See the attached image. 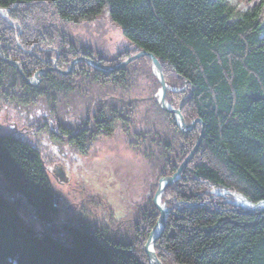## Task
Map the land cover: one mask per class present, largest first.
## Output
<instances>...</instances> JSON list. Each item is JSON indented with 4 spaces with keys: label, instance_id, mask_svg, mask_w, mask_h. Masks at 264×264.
Listing matches in <instances>:
<instances>
[{
    "label": "trees",
    "instance_id": "trees-1",
    "mask_svg": "<svg viewBox=\"0 0 264 264\" xmlns=\"http://www.w3.org/2000/svg\"><path fill=\"white\" fill-rule=\"evenodd\" d=\"M0 7L15 23L0 15V53L26 77L54 59L61 69L79 55L114 64L144 49L161 63L167 102L186 123L202 122L182 131L159 106L146 55L111 72L84 61L67 74L48 69L35 85L0 57V105L23 118L41 113L34 124L50 137L47 156L64 157L66 147L86 157L100 141L122 138L140 160L131 176L147 189L114 232L78 216L56 220L42 150L0 132V264H149L154 184L177 169L201 128L197 150L161 192L169 212L153 249L162 264H264V207L244 209L207 192L224 187L264 199V0L243 10L228 0H0ZM104 11L128 41L113 52L69 30Z\"/></svg>",
    "mask_w": 264,
    "mask_h": 264
},
{
    "label": "rangeland",
    "instance_id": "rangeland-1",
    "mask_svg": "<svg viewBox=\"0 0 264 264\" xmlns=\"http://www.w3.org/2000/svg\"><path fill=\"white\" fill-rule=\"evenodd\" d=\"M228 1L238 9L243 10L252 0ZM10 22L12 23L11 25H15L13 21L10 20ZM69 30L77 39H81L88 45L95 46L97 49L99 48L98 50L105 52L106 50L113 52L128 45V41L123 36L120 28L109 20L106 11L90 22L71 25ZM54 60L56 63V59ZM167 86L169 87L168 84ZM158 90L159 88L156 91L157 94ZM143 97L147 98L150 95ZM133 98L138 97L130 96L122 99L125 102L140 100ZM32 114L28 118H23L6 105H0V132L15 133L32 145L38 146L39 149L43 150L44 154L49 155L52 152V143L48 140L50 137L38 127L40 119L37 118L41 113L36 111ZM36 121H38V124H34ZM94 146L97 149L96 152L86 157L81 155L73 156V153L68 151L66 147L65 153H63L64 157H60L59 154L57 156L54 155L53 160H60L64 163L72 175L67 176L64 184L62 183L64 181L60 182L48 172L53 193L57 199L59 214L56 220L64 219L72 222L79 220H73L75 216H78L80 219L92 222V224H97L100 227H108L107 230L114 232L120 226V221L127 219L132 203L138 200L141 201L147 189L144 190L142 188L143 184L140 183L138 177L131 176L134 168L138 169L140 160L137 155L130 152L122 138L114 137L108 142L100 141ZM133 164L135 166H132ZM45 165L48 166L49 162L46 161ZM105 172L108 176H101ZM132 177L134 179H131ZM160 177L157 178L154 184L153 193L157 188ZM216 189L224 190L227 188L214 187L207 189L211 198L221 196L220 198L225 201L231 199L229 195H217L215 193Z\"/></svg>",
    "mask_w": 264,
    "mask_h": 264
},
{
    "label": "water",
    "instance_id": "water-1",
    "mask_svg": "<svg viewBox=\"0 0 264 264\" xmlns=\"http://www.w3.org/2000/svg\"><path fill=\"white\" fill-rule=\"evenodd\" d=\"M1 8V7H0ZM2 16V15H1ZM3 17V16H2ZM10 24H12L10 22L9 17H7V13H6V17H4ZM148 56L151 58L152 61V68L154 73L156 74L159 83H160V87L158 90V103L159 106L167 111H170L172 113H174L175 117H176V121L178 123L179 128L182 131H188L191 128H193L195 126L196 123H202L201 119L198 117H195L191 122L186 123L183 115L181 114L180 111V106L178 107H173L171 106L166 100H165V92L167 89V84L165 82L164 76H163V72H162V66L160 61L158 60V58L150 51H146L144 49H139L138 51H136L135 53L127 56L126 58H124L122 61L113 64V65H108V64H104L102 63L98 58H92V57H88V56H84V55H79L74 57L70 63L69 66L66 69H61L59 68L56 63L55 60H53V65L50 67H43L40 68L38 70H36L32 76V78H28L24 75V73L22 72L21 67L18 65V63L15 60H10L8 58H5L1 53H0V57L4 58L6 61H8L9 63H11L12 65L16 66L18 71L20 72L21 76L23 77V79L25 80V82H27L30 85H35L38 83L39 81V73L46 71L48 69L50 70H54L57 71L60 74H67L69 72H71L74 68V64L78 61H85L88 64H90L91 66H93L94 68L101 70L103 72H111L115 69L121 68L123 67L125 64H127L129 61L134 60L140 56ZM144 97H138V98H133V99H143ZM132 100V99H131ZM201 135H202V128H201V132L198 135V138L196 140V142L194 143V145L192 146V148L190 149V151L188 152V154L185 156V158L181 161V163L178 165L177 169L169 175H165V176H161L158 179V185L156 190L153 193L152 196V202L154 204V206L157 208L158 210V216L152 226V228L150 229V232L147 235V238L145 240L144 243V249L146 252V255L149 259V264H162L161 261L159 260V258L157 257L154 249H153V243L154 241L160 236V234L163 231V228L165 226V220L167 217V214L169 212L168 208L164 207V203L160 202V195L161 192L163 191V189L170 184L172 181H174L176 178L179 177V174L183 168V166L188 162V160L193 156V154L195 153V151L197 150L199 144H200V140H201ZM247 202H248V206L246 207H242V206H238L244 209H255L258 207H264V199L263 200H259L258 202L254 203L251 202L250 200H248L243 194L239 193ZM229 203L233 204L234 206H236L234 204V202L229 201ZM160 225V228L158 230V232L156 234H152L154 229Z\"/></svg>",
    "mask_w": 264,
    "mask_h": 264
},
{
    "label": "flooded vegetation",
    "instance_id": "flooded-vegetation-1",
    "mask_svg": "<svg viewBox=\"0 0 264 264\" xmlns=\"http://www.w3.org/2000/svg\"><path fill=\"white\" fill-rule=\"evenodd\" d=\"M53 134H55V130L52 129L51 131ZM56 135V134H55ZM43 156L45 158V160L47 162H49V165L46 166L47 171L49 172V174L51 176H53L55 179L60 180V182L65 184V180L67 178V176H72L71 173L68 171V169L66 168L65 164L62 163L60 160H53L54 157L51 156H47L46 154H44L43 150H42ZM52 162V163H51ZM51 163V164H50ZM101 176H108V174L105 172L103 173ZM68 181V180H67ZM66 181V182H67Z\"/></svg>",
    "mask_w": 264,
    "mask_h": 264
},
{
    "label": "bare ground",
    "instance_id": "bare-ground-1",
    "mask_svg": "<svg viewBox=\"0 0 264 264\" xmlns=\"http://www.w3.org/2000/svg\"><path fill=\"white\" fill-rule=\"evenodd\" d=\"M0 15H2L3 17H6V11H5V9L0 8ZM215 193L217 195H229L231 197L230 201L231 202H234V204L236 206H242V207L248 206V202L238 192H236V191H233V190H230V189H224V190L216 189L215 190ZM164 207H165V205H164ZM159 228H160V225H158L154 229V231H153L152 234L153 235L156 234L158 232ZM149 232H150V230H149Z\"/></svg>",
    "mask_w": 264,
    "mask_h": 264
}]
</instances>
